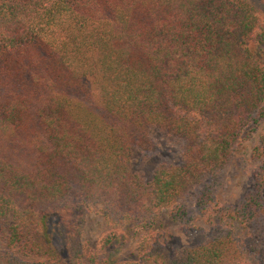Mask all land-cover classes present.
I'll list each match as a JSON object with an SVG mask.
<instances>
[{
    "label": "trees",
    "instance_id": "trees-1",
    "mask_svg": "<svg viewBox=\"0 0 264 264\" xmlns=\"http://www.w3.org/2000/svg\"><path fill=\"white\" fill-rule=\"evenodd\" d=\"M257 3L0 0V264H264V132L245 192L218 196L239 138L264 123ZM151 158L145 180L133 162ZM90 204L141 228L163 207L218 216L198 243L148 237L112 259L81 236Z\"/></svg>",
    "mask_w": 264,
    "mask_h": 264
},
{
    "label": "rangeland",
    "instance_id": "rangeland-1",
    "mask_svg": "<svg viewBox=\"0 0 264 264\" xmlns=\"http://www.w3.org/2000/svg\"><path fill=\"white\" fill-rule=\"evenodd\" d=\"M258 6L264 13V5L257 3ZM260 17L263 19V14ZM263 132L264 123L252 130L247 127L239 138L234 160L222 188L218 191L220 201L233 204L245 192L249 185L252 167L256 164L250 156V152L252 147L258 143ZM247 133H249V136L245 138ZM157 159H147L143 163L137 159L133 162V168H137L146 180L150 177V170ZM99 207L100 205L90 204L82 226L81 236L86 241L84 243L87 247L100 248L101 254L112 259L134 258L141 249V245L145 244L149 238H157L169 247L198 243L211 229L218 216V206L216 205L203 213L199 212L197 215H192L189 221L183 223L171 216V211L174 210L173 206L163 207L155 210L149 226L141 228L132 221H127L124 225H113L102 215ZM236 229L239 236L245 235V230L241 224ZM110 230L115 231L116 239H114L112 245L104 247L100 238ZM20 255H23L22 252H20ZM31 258H40L46 264H59L54 255L52 257L32 256ZM248 258H245L239 264H256L255 260H248Z\"/></svg>",
    "mask_w": 264,
    "mask_h": 264
}]
</instances>
